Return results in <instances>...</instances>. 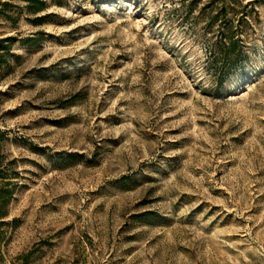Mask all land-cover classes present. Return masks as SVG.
Masks as SVG:
<instances>
[{
  "label": "rangeland",
  "instance_id": "obj_1",
  "mask_svg": "<svg viewBox=\"0 0 264 264\" xmlns=\"http://www.w3.org/2000/svg\"><path fill=\"white\" fill-rule=\"evenodd\" d=\"M250 1L226 2L234 25L248 14L247 58L220 89V1L0 17V37L38 38L0 66V164L21 173L6 263L264 264V5Z\"/></svg>",
  "mask_w": 264,
  "mask_h": 264
},
{
  "label": "trees",
  "instance_id": "obj_2",
  "mask_svg": "<svg viewBox=\"0 0 264 264\" xmlns=\"http://www.w3.org/2000/svg\"><path fill=\"white\" fill-rule=\"evenodd\" d=\"M23 3V5L18 4ZM49 0H0V17L16 26L19 17L23 11L30 15H36L32 21L41 24L47 20L48 14L38 15L44 12L48 7ZM58 1V0H51ZM222 2V6L218 7L215 15L211 17V23L214 24L221 21L219 32L212 43L210 56L208 57L210 67L213 68L216 75L217 89H220L226 79L236 72V69L245 61L247 53L245 49L242 34L244 31L240 27L247 19L248 14L241 12L237 19L238 25H234V20L227 19L226 2L228 0H216ZM262 3L264 0H251L250 4ZM38 38L34 36L19 39L15 35L0 37V66L12 50V47L20 43L22 45L32 46L36 44ZM3 132L0 131V138ZM12 164V163H11ZM14 164V163H13ZM20 171L15 169H7L0 164V264L6 263L2 252L3 245L8 241V231L18 225L16 219L8 220V206L19 187ZM16 179V180H15ZM31 253L20 255L23 264H28Z\"/></svg>",
  "mask_w": 264,
  "mask_h": 264
},
{
  "label": "bare ground",
  "instance_id": "obj_3",
  "mask_svg": "<svg viewBox=\"0 0 264 264\" xmlns=\"http://www.w3.org/2000/svg\"><path fill=\"white\" fill-rule=\"evenodd\" d=\"M234 98V97H233Z\"/></svg>",
  "mask_w": 264,
  "mask_h": 264
}]
</instances>
